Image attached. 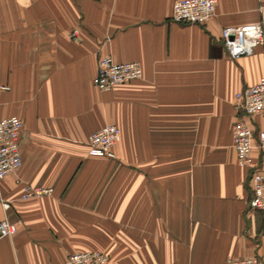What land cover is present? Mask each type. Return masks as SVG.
<instances>
[{
	"label": "crops",
	"instance_id": "obj_1",
	"mask_svg": "<svg viewBox=\"0 0 264 264\" xmlns=\"http://www.w3.org/2000/svg\"><path fill=\"white\" fill-rule=\"evenodd\" d=\"M175 1L0 0V119L24 123L22 166L0 180V222L21 223L0 264L97 250L111 264H264V216L249 211L233 141L235 97L264 77V46L232 59L220 41L227 27L264 29V0H218L206 25L171 22ZM106 56L143 77L99 91ZM250 122L264 167V115ZM107 125L122 132L113 160L89 155ZM26 185L54 193L24 201Z\"/></svg>",
	"mask_w": 264,
	"mask_h": 264
},
{
	"label": "built area",
	"instance_id": "obj_2",
	"mask_svg": "<svg viewBox=\"0 0 264 264\" xmlns=\"http://www.w3.org/2000/svg\"><path fill=\"white\" fill-rule=\"evenodd\" d=\"M218 0H176L172 7L170 21L185 25H206L217 11ZM259 11L264 12V3ZM70 38L78 40L79 32L73 31ZM220 41L232 59L251 56L255 50L264 46V29L262 23L244 27H227L221 32ZM143 77L140 63H118L112 56H106L98 61L97 73L93 85L101 92H108L117 86L131 83ZM0 86V91L8 90ZM235 108L240 114L233 127V141L237 153L238 165L250 173L251 197L249 211L259 212L264 216V167L255 164L253 150L255 133L250 120L258 115H264V77L253 86H248L237 93ZM23 121L14 116L0 119V180L15 174L22 166V136ZM121 129L115 125H107L100 131L90 135L88 140L89 155L116 159L115 147L121 141ZM264 154V130L258 134V146ZM51 188L23 187L22 200L51 196ZM5 207H9L4 203ZM21 223H18L20 225ZM7 220L0 222V239L12 237L17 232V226ZM67 264H111L109 255L102 251H87L70 254ZM224 264H262L258 258L230 260Z\"/></svg>",
	"mask_w": 264,
	"mask_h": 264
}]
</instances>
